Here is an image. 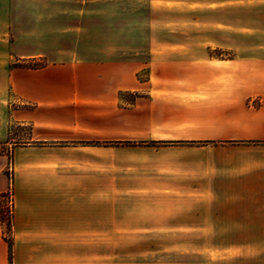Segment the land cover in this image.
Listing matches in <instances>:
<instances>
[{"label": "crops", "instance_id": "crops-1", "mask_svg": "<svg viewBox=\"0 0 264 264\" xmlns=\"http://www.w3.org/2000/svg\"><path fill=\"white\" fill-rule=\"evenodd\" d=\"M194 4L199 43L187 28L179 41L152 37L144 61L122 48L98 50L96 0H0V142L11 139L14 123L31 127L30 142L0 152V192L8 165L14 186L11 259L0 227V264H74L66 262V238L97 231L96 192L79 186L96 185L95 142L160 124L159 114L148 116L160 106V85L207 95L192 119L213 131L153 140L155 148L121 165L136 168L142 185H192L173 205L201 229L224 221L264 237V0H186V14ZM210 26L224 32L214 46L231 54L209 53ZM176 46L186 48L184 60ZM135 91L147 96L120 104Z\"/></svg>", "mask_w": 264, "mask_h": 264}, {"label": "rangeland", "instance_id": "rangeland-1", "mask_svg": "<svg viewBox=\"0 0 264 264\" xmlns=\"http://www.w3.org/2000/svg\"><path fill=\"white\" fill-rule=\"evenodd\" d=\"M185 1L96 0L98 14L94 34L98 50L122 48L128 51L129 58L146 61L150 38H173L179 41L184 38L186 28L189 36L198 39L199 43L200 13L196 14L197 5L194 4V11L186 14ZM207 16L211 17L210 14L205 15ZM211 27L212 30L205 31V37L209 38V53L228 56L230 51L221 50L213 44L216 39L223 38L225 29L220 30L223 33H216L214 26ZM193 48H200V45ZM170 49L155 47V52L164 54L170 52ZM172 49H176L180 60H184V46ZM178 70L183 72L184 61L179 63ZM143 74L145 72H142V76ZM175 84L182 85L180 81ZM155 94L160 100V106L155 111L151 110L148 116L152 118L154 114H159L160 124L130 127V132L123 134L122 139H113L110 143H105L107 139L96 140V145H102L96 148V185L79 186L96 192L97 231L90 238H66V249L69 245L73 246L71 255L66 252V262L264 264V237L256 227L247 228V225L239 230L234 227V223L220 221L211 223L221 225L217 230L201 229L200 222H193L190 220L191 216L177 214L175 210L180 207L173 205L177 200H184L185 190L192 185H142L137 182L136 168L121 165V162L134 160V152L137 150L155 148L159 143H154L153 140L166 141L175 137L183 140L185 137H201L208 133L211 135L213 131V127H201L192 119L196 113L201 114L204 108L201 100L207 95H203L200 90L186 94L179 88L173 91L168 86L160 85ZM138 96L147 94L137 91L124 93L120 104L124 105L126 102L130 106ZM30 129L27 123H14L10 128L11 139L0 144V151L10 152L14 144L30 142ZM12 172L8 165L9 184L4 203H8L11 198L14 205ZM218 186L223 191H228L231 187Z\"/></svg>", "mask_w": 264, "mask_h": 264}, {"label": "trees", "instance_id": "trees-1", "mask_svg": "<svg viewBox=\"0 0 264 264\" xmlns=\"http://www.w3.org/2000/svg\"><path fill=\"white\" fill-rule=\"evenodd\" d=\"M110 143V142H106ZM127 143H130L128 141ZM0 144H3L0 142ZM0 152H4L0 151ZM7 191L0 192V227L2 229V235L4 239L7 241L9 246V257L11 259V245H12V237H11V227L14 215V205L11 202V198L9 202L4 203V199H6Z\"/></svg>", "mask_w": 264, "mask_h": 264}]
</instances>
